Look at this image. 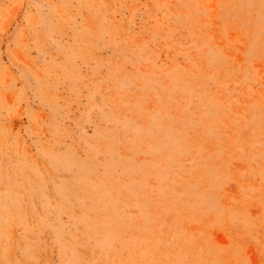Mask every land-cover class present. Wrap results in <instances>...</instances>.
<instances>
[{"label": "rangeland", "instance_id": "374dc122", "mask_svg": "<svg viewBox=\"0 0 264 264\" xmlns=\"http://www.w3.org/2000/svg\"><path fill=\"white\" fill-rule=\"evenodd\" d=\"M0 264H264V0H0Z\"/></svg>", "mask_w": 264, "mask_h": 264}]
</instances>
